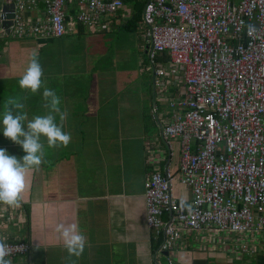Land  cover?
I'll return each mask as SVG.
<instances>
[{"label": "crops", "instance_id": "0c3cea01", "mask_svg": "<svg viewBox=\"0 0 264 264\" xmlns=\"http://www.w3.org/2000/svg\"><path fill=\"white\" fill-rule=\"evenodd\" d=\"M0 2V11L9 5ZM40 9L34 18L42 17ZM122 14L106 20L100 32L77 24L65 37L47 40L1 35L0 20V111L9 99L22 104L27 119L48 111L39 92L30 93L17 83L36 52L43 87L60 98L64 118L57 115L58 123L71 135L67 147L48 148L44 142L43 161L29 174L19 203L0 204V238L32 245L30 258L11 264H158L155 252L162 239L148 227L145 202L150 174L169 164L177 176L176 199L192 200L190 188L178 180L181 142L173 139L169 147L152 115L155 106L159 114L169 111L176 88L154 92L147 46L141 40L131 50L132 64L121 62L127 36L144 38L142 16L134 22L137 26L124 29L134 10L126 4ZM0 147L23 155L2 135ZM68 223H76L85 236L79 257L69 256L56 230ZM219 234L185 230L177 250L163 253L159 264L171 259L173 264H264V233L248 237L257 244L253 254L232 251Z\"/></svg>", "mask_w": 264, "mask_h": 264}, {"label": "built area", "instance_id": "2783aa9c", "mask_svg": "<svg viewBox=\"0 0 264 264\" xmlns=\"http://www.w3.org/2000/svg\"><path fill=\"white\" fill-rule=\"evenodd\" d=\"M2 1L14 6L10 34L38 40L65 37L77 24L100 32L109 18L124 17L126 6L124 0ZM41 6L42 17L34 18ZM141 26L154 92L174 86L177 93L166 114L153 108V119L169 147L180 140L178 180L192 192L189 202L176 199L169 164L150 174L147 224L162 239L156 262L177 250L185 230L221 233L232 251L253 254L257 244L248 237L264 233V0H146ZM0 243L9 264L31 256L26 240Z\"/></svg>", "mask_w": 264, "mask_h": 264}, {"label": "clouds", "instance_id": "9594fccd", "mask_svg": "<svg viewBox=\"0 0 264 264\" xmlns=\"http://www.w3.org/2000/svg\"><path fill=\"white\" fill-rule=\"evenodd\" d=\"M43 68L39 55L33 52L18 79L19 87L30 93H40L48 109L46 114L34 115L31 119L20 109L22 104L12 99L0 111V135L18 145L23 152L17 156L0 147V204L16 206L26 187L29 174L40 167L45 144L48 148L67 147L71 140L69 132L58 123L64 113L60 109V98L53 89L43 87ZM57 232L69 256L79 257L85 248V236L76 223L58 224ZM7 245L0 243V264H9Z\"/></svg>", "mask_w": 264, "mask_h": 264}, {"label": "rangeland", "instance_id": "374dc122", "mask_svg": "<svg viewBox=\"0 0 264 264\" xmlns=\"http://www.w3.org/2000/svg\"><path fill=\"white\" fill-rule=\"evenodd\" d=\"M127 8L129 7L127 6ZM127 38H128L129 43L123 45V53L126 54V57L121 62L125 64V62L127 61L128 64L131 65L133 62V56H134L131 50L138 47L139 43H141L139 40L145 43V38H143L142 35L141 34L139 35L138 33L128 35ZM219 235L221 236V233Z\"/></svg>", "mask_w": 264, "mask_h": 264}, {"label": "trees", "instance_id": "16d2710c", "mask_svg": "<svg viewBox=\"0 0 264 264\" xmlns=\"http://www.w3.org/2000/svg\"><path fill=\"white\" fill-rule=\"evenodd\" d=\"M124 1L127 5H130L134 10V14H133L132 19L130 20V22L128 24H126V26L124 28V29H129V28L135 26L136 23L138 22V20L140 19V17L142 16L141 12H142V8H144V6H145L146 0H124ZM136 19H138V20L136 21ZM135 21H136V23H134Z\"/></svg>", "mask_w": 264, "mask_h": 264}, {"label": "water", "instance_id": "95a60500", "mask_svg": "<svg viewBox=\"0 0 264 264\" xmlns=\"http://www.w3.org/2000/svg\"><path fill=\"white\" fill-rule=\"evenodd\" d=\"M13 5H4L2 7V13L4 20L2 21V28L4 29V32H2L1 35L4 33L9 34L11 33L10 27L12 26V20L14 19V12H13Z\"/></svg>", "mask_w": 264, "mask_h": 264}]
</instances>
